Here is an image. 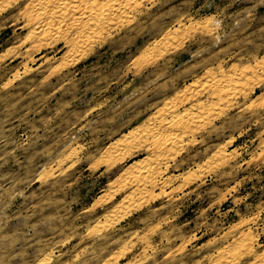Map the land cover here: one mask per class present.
Returning a JSON list of instances; mask_svg holds the SVG:
<instances>
[{"label": "rangeland", "instance_id": "obj_1", "mask_svg": "<svg viewBox=\"0 0 264 264\" xmlns=\"http://www.w3.org/2000/svg\"><path fill=\"white\" fill-rule=\"evenodd\" d=\"M131 2L0 0V264H264V0Z\"/></svg>", "mask_w": 264, "mask_h": 264}, {"label": "bare ground", "instance_id": "obj_2", "mask_svg": "<svg viewBox=\"0 0 264 264\" xmlns=\"http://www.w3.org/2000/svg\"><path fill=\"white\" fill-rule=\"evenodd\" d=\"M73 1H75V0H59V2L60 3H62V4H66V3H69V2H73ZM80 1V0H79ZM82 1V0H81ZM131 0H84V4H83V6H84V8L87 10V11H85V12H89L88 11V9L89 10H100L97 6H99V5H102L103 6V8L104 9H101L100 11H101V13H100V11H99V13H98V11L96 12L97 14H95L94 13V15H92V16H87V15H80V14H78L79 16H77V17H74L73 15L71 16V15H69V16H71L70 18H71V22H72V26L74 25V28L75 27H77V29L79 30V32H80V34H83V36L84 35H87V36H89L88 34L89 33H91V32H93L94 31V29H97V28H101V27H105V25H103V23H104V19L103 18H109L110 19V17L111 16H114V14H116L115 12H117V14L118 13H122V11L127 7V5L129 4V2H130ZM132 2H133V0H132ZM131 2V4H133ZM136 3V2H135ZM135 3H134V5H135ZM57 4V3H56ZM81 4H82V2H81ZM138 4V3H137ZM62 6V5H61ZM137 6V5H136ZM99 7H101V6H99ZM93 11V12H94ZM83 12V11H82ZM92 12V11H91ZM131 12V11H130ZM66 14H68V13H66L65 11H63L62 13H58L57 15H55V17H56V19H58L59 20V22H61L63 19H65L66 18ZM47 16V15H46ZM48 16H52L51 14H49L48 13ZM87 16V17H86ZM116 16V15H115ZM67 17H68V15H67ZM83 17L85 18L86 17V21H87V23H85L84 25H82V26H79V23L81 22V20L83 19ZM47 18V17H46ZM108 19V20H109ZM42 20V19H41ZM58 20H57V22H58ZM80 21V22H79ZM110 21V20H109ZM107 22V21H106ZM113 22V21H112ZM71 24V23H70ZM81 24H83V23H81ZM103 25V26H102ZM107 25V24H106ZM108 25H109V23H108ZM106 28V27H105ZM95 32V31H94ZM100 32V31H99ZM96 33V32H95ZM104 33V32H103ZM82 36V37H83ZM95 37H97V36H95ZM153 49V48H152ZM152 53V52H151ZM209 73V72H208ZM228 74V73H227ZM207 75V74H206ZM210 75V74H209ZM209 75H207L208 76V78H207V80H205V78H204V81H207V83H202L201 85H203L204 87L205 86H209V85H211V83H212V85H216V86H224V87H227V84H229V85H231V87H234V86H232V79H231V81L230 80H228L227 79V77H223V76H221V77H219L218 79H216V80H214L213 81V78L215 77V76H213V78H211V77H209ZM211 76H212V74H211ZM237 76V75H236ZM229 77V76H228ZM231 77V76H230ZM240 77V76H239ZM13 78V77H12ZM212 79V80H211ZM235 79V78H234ZM233 79V80H234ZM240 79V78H239ZM200 80V79H199ZM203 80V79H202ZM230 81V82H229ZM239 81V80H238ZM217 83V84H216ZM232 83V84H231ZM193 84V83H192ZM211 85V86H212ZM228 85V86H229ZM238 85V84H237ZM202 86V87H203ZM236 86V85H235ZM201 87V88H202ZM203 87V88H204ZM237 87H239V86H237ZM241 87H242V85H241ZM212 88V87H211ZM215 88V87H214ZM227 88H230V87H227ZM225 89V88H224ZM192 90V89H191ZM215 90V89H214ZM231 90V89H230ZM225 91V90H224ZM238 91V90H237ZM247 93V92H246ZM176 94V93H175ZM196 94V93H195ZM243 94V93H242ZM238 95V94H237ZM218 97V96H217ZM219 98V97H218ZM225 98V97H224ZM231 99H232V97H230ZM182 99V98H181ZM207 99V98H206ZM220 99H222V98H220ZM220 99L218 100V101H220ZM226 99H227V95H226ZM173 100V99H172ZM171 100V101H172ZM225 101V100H224ZM232 101V100H231ZM176 102H177V100H176ZM209 102V101H208ZM200 104V103H199ZM203 104V103H202ZM229 104V103H228ZM164 105V104H163ZM207 105V103L205 104V106ZM213 105V104H212ZM216 105V104H215ZM170 106V105H169ZM172 107V106H171ZM214 107V106H213ZM217 107V106H216ZM208 108V107H207ZM210 108V107H209ZM224 108V107H223ZM192 109V108H191ZM204 109H206L205 107H204V105H198V107H196V113H199V115L200 114H202L204 111H206V110H204ZM164 110V109H163ZM189 110V109H188ZM193 110H194V108H193ZM192 110V111H193ZM204 110V111H203ZM209 110V109H208ZM207 110V111H208ZM169 111V110H168ZM203 111V112H202ZM206 111V112H207ZM212 111V110H211ZM222 111V110H221ZM159 112V111H158ZM163 112H165V111H163ZM187 112V111H186ZM201 112V113H200ZM210 112V111H209ZM162 113V112H161ZM168 113V112H167ZM189 113H191V111L189 112ZM188 113V114H189ZM208 113V112H207ZM158 114V113H157ZM157 114H156V117H158L157 116ZM170 114V113H169ZM168 114V115H169ZM183 114H185V112L183 113ZM206 114V113H205ZM164 115V114H163ZM193 115V114H192ZM191 115V116H192ZM159 116H160V113H159ZM165 116V115H164ZM180 114H179V117H178V115L176 116V114H171V116H170V120H168L169 121V123H167L166 121L164 122V123H166L167 124V127L168 126H172V127H176V129L175 130H178V132L176 133V135L175 134H172L171 133V135H173V136H171L170 135V133H169V131H168V133H165V130L162 132L161 130H157L158 128H159V126H158V128H154V127H149V125L147 124V125H144L145 127L146 126H148L149 128H148V131H150V135L155 139V138H157V137H161V135H162V137L163 138H167L168 140H170V141H172V142H176V144H177V142H179L180 140V138H181V136H182V134L183 133H185V132H182L183 131V129H181V127L183 126V124H181V119H180ZM201 116V115H200ZM218 116V115H217ZM163 117V116H162ZM158 118L159 120H160V122H161V124L158 122V124H160V125H162V120H165V118ZM190 117V116H189ZM193 117V116H192ZM183 118V117H182ZM185 118V117H184ZM204 118H206V115H205V117ZM187 119H189L190 120V118H187ZM186 119V120H187ZM200 119V118H199ZM203 119V118H202ZM185 120V121H186ZM148 121V120H147ZM150 121H152V120H150ZM154 121H155V119H154ZM157 121V120H156ZM190 121H192L193 122V120L191 119ZM199 121V120H198ZM191 122V123H192ZM189 123V122H188ZM184 124H185V122H184ZM190 124V123H189ZM186 125H187V123H186ZM191 125V124H190ZM187 126H189V125H187ZM192 126H193V123H192ZM162 128H164V125H163V127ZM166 128V127H165ZM183 128V127H182ZM188 128V127H187ZM194 128H196V127H194ZM161 129V128H160ZM169 129H171V127L169 128ZM174 129V128H173ZM146 130V129H145ZM182 130V131H181ZM141 131V130H140ZM167 131V130H166ZM137 134V133H136ZM146 134V133H145ZM149 134V133H148ZM138 136H140L139 134H137ZM136 135V136H137ZM143 135V134H142ZM145 136V135H144ZM151 137V138H152ZM141 138V137H140ZM147 138V137H146ZM118 142V141H117ZM126 142V141H125ZM124 142V143H125ZM180 142H183V141H180ZM127 143V142H126ZM124 145V144H123ZM130 145V144H129ZM178 145V144H177ZM180 145V144H179ZM131 146V145H130ZM128 147V146H127ZM176 147V146H175ZM117 148H118V146H117ZM116 148V149H117ZM177 148V147H176ZM162 149V148H161ZM165 149V148H164ZM174 149V148H173ZM114 150V149H113ZM179 150H181V149H179ZM221 150V149H220ZM159 151V150H158ZM218 153V152H217ZM224 155V154H223ZM222 155V156H223ZM118 157V156H117ZM159 157H160V155H159ZM164 157V156H163ZM218 157V156H217ZM118 158H121V157H118ZM162 158V157H161ZM216 161V160H215ZM226 161V160H225ZM217 162V161H216ZM63 164V163H62ZM220 164V163H219ZM57 165V164H56ZM58 166H59V164H58ZM159 166V165H158ZM128 169H129V167H127ZM46 169V168H45ZM54 169V168H53ZM126 169V168H125ZM131 169V168H130ZM204 170V169H203ZM53 171V170H52ZM64 171V170H63ZM126 171H127V169H126ZM128 171H131V170H128ZM62 172V171H61ZM121 173V172H120ZM126 173V172H125ZM128 174H129V172H127ZM191 173V172H190ZM199 173V172H198ZM194 174V173H193ZM132 175V174H131ZM186 175V174H185ZM47 176V175H46ZM135 176V175H134ZM193 176V175H192ZM191 176V177H192ZM45 178V177H44ZM185 178V177H184ZM37 179H39V178H37ZM126 179V178H125ZM122 180V179H121ZM156 184V183H155ZM147 186V185H146ZM131 198V197H130ZM129 198V199H130ZM131 200V199H130ZM129 201V200H128ZM136 201V200H135ZM130 202V201H129ZM132 202V201H131ZM128 204H130V203H128ZM125 205V204H124ZM114 207V206H113ZM129 207V206H128ZM128 209H130V208H128ZM112 210V209H111ZM118 211V210H117ZM122 211V210H121ZM117 213V212H116ZM110 214H111V212H110ZM109 214V215H110ZM113 216V215H112ZM106 217H108V216H106ZM105 217V218H106ZM110 219V218H109ZM112 219V218H111ZM108 220V219H107ZM114 221V220H113ZM117 221V220H116ZM104 222V221H103ZM110 222V221H109ZM112 222V221H111ZM104 223H102V225H103ZM100 225V223L98 224V225H96L97 227ZM101 225V226H102ZM105 225V224H104ZM96 226H95V228H96ZM108 226V224L106 225V227ZM103 227V226H102ZM102 227H100V228H102ZM109 227V226H108ZM95 228H94V230H95ZM93 229V228H92ZM103 229V228H102ZM102 229H100V231L102 230ZM100 231H99V233H100ZM136 232V231H135ZM91 233H92V230H91ZM93 233H94V231H93ZM91 235V234H90ZM88 236H89V234H88ZM133 236V235H132ZM241 243V242H240ZM242 246H243V244H241ZM126 247V246H125ZM237 247V246H236ZM225 248V247H224ZM238 248V247H237ZM242 248V247H241ZM236 250V249H235ZM240 250V249H239ZM182 251V250H181ZM234 251V250H233ZM127 252V251H126ZM250 252V251H249ZM238 255V254H237ZM149 256V255H148ZM222 257V256H221ZM239 257V256H238ZM237 257V258H238ZM241 257V256H240ZM234 258V257H233ZM107 260V259H106ZM215 260V259H214ZM107 262V261H106ZM40 264V263H39ZM218 264V263H217ZM253 264V263H252Z\"/></svg>", "mask_w": 264, "mask_h": 264}]
</instances>
